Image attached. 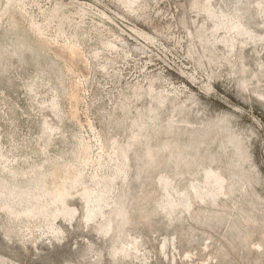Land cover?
Instances as JSON below:
<instances>
[{"label":"rangeland","instance_id":"1","mask_svg":"<svg viewBox=\"0 0 264 264\" xmlns=\"http://www.w3.org/2000/svg\"><path fill=\"white\" fill-rule=\"evenodd\" d=\"M0 264H264V0H0Z\"/></svg>","mask_w":264,"mask_h":264},{"label":"bare ground","instance_id":"2","mask_svg":"<svg viewBox=\"0 0 264 264\" xmlns=\"http://www.w3.org/2000/svg\"><path fill=\"white\" fill-rule=\"evenodd\" d=\"M59 52L61 53L63 52L65 54V56L64 55L61 56L66 61L67 67L70 70H72V64L74 61H78V62L82 61V56L79 50L74 45L64 46ZM71 101H73V103L75 104L73 108V115L75 116L76 104L78 102V97L75 90H73L71 93ZM87 150H88L87 146L85 144L82 145L81 152H82L83 162H86L87 160L86 159ZM62 167L63 168L60 170H54V171L52 170L50 172L46 171L41 174L40 179L47 186V188L59 190L63 187V185L67 181L75 180L76 174L72 171L71 164H63Z\"/></svg>","mask_w":264,"mask_h":264}]
</instances>
